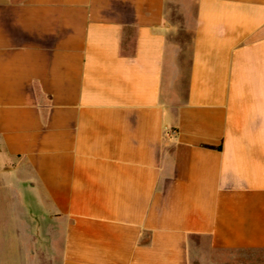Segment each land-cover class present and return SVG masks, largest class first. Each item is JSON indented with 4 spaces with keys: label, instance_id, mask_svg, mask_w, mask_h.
<instances>
[{
    "label": "crops",
    "instance_id": "crops-1",
    "mask_svg": "<svg viewBox=\"0 0 264 264\" xmlns=\"http://www.w3.org/2000/svg\"><path fill=\"white\" fill-rule=\"evenodd\" d=\"M0 264H264V0H0Z\"/></svg>",
    "mask_w": 264,
    "mask_h": 264
}]
</instances>
